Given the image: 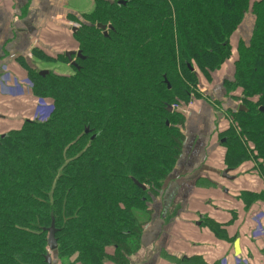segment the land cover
I'll list each match as a JSON object with an SVG mask.
<instances>
[{"label":"trees","instance_id":"16d2710c","mask_svg":"<svg viewBox=\"0 0 264 264\" xmlns=\"http://www.w3.org/2000/svg\"><path fill=\"white\" fill-rule=\"evenodd\" d=\"M92 2L68 16L72 62L32 51L74 74L18 59L52 109L0 136V264H131L184 148L186 116L168 107L200 99V78L229 61L223 87L237 108L225 114V168L250 162L264 179V0ZM250 196L264 203V191Z\"/></svg>","mask_w":264,"mask_h":264},{"label":"crops","instance_id":"0c3cea01","mask_svg":"<svg viewBox=\"0 0 264 264\" xmlns=\"http://www.w3.org/2000/svg\"><path fill=\"white\" fill-rule=\"evenodd\" d=\"M77 13L86 12L73 0H0V136L34 115L38 98L24 64L40 66L35 47L76 50V22L68 16ZM232 76L229 61L212 82L200 78L201 98L186 115L183 152L150 203L151 221L131 264H264V203L250 196L264 191V179L250 162L225 169L226 140L216 130L222 119L229 127L225 114L237 106L223 87ZM226 170L233 179L223 176Z\"/></svg>","mask_w":264,"mask_h":264},{"label":"rangeland","instance_id":"374dc122","mask_svg":"<svg viewBox=\"0 0 264 264\" xmlns=\"http://www.w3.org/2000/svg\"><path fill=\"white\" fill-rule=\"evenodd\" d=\"M73 4L77 8H79L80 10L85 11L86 13H90V12L93 11V2H92V0H73ZM250 19L251 18L249 17L247 19L246 24H245L244 33L247 34V35H248V32H249V27L252 24ZM74 26H77V23H75ZM74 30H72V31L74 32ZM42 49L47 51V52H49V53H51V55L60 54V55L64 56V54L67 52V51H64V47H61L60 50L57 51V52L48 51L45 48H42ZM74 51L76 52L77 50L74 49ZM59 52H61V53H59ZM36 68L39 69L40 71H45L46 70V71H49V72H56V73L61 74V75H71V74L75 73V69L73 67H70L69 65L66 66L65 64H62V63H57V64H42L41 63L40 66L36 67ZM239 105H241L240 102H239ZM49 107H50V104H48L44 99H42V100L39 99L37 101V107L35 108L34 115L32 117H30V119H28V120H38V119H40L39 117H41V116H40L39 112L42 111L41 109H45V111H46ZM192 107H194V106H192ZM51 109H52V107H51ZM240 109L243 110L242 108H240ZM234 110H236V109H234ZM222 121H223V119L220 121L221 123H219V125L216 126L217 133H219V132L223 133L226 129H228V128L224 127ZM221 135H224V133L221 134ZM222 137H224V136H222ZM53 260H56V257L54 255H53ZM57 264H58V262H57Z\"/></svg>","mask_w":264,"mask_h":264},{"label":"water","instance_id":"95a60500","mask_svg":"<svg viewBox=\"0 0 264 264\" xmlns=\"http://www.w3.org/2000/svg\"><path fill=\"white\" fill-rule=\"evenodd\" d=\"M97 27L100 28V29H102V30H106V27L103 26V25H101V24H98ZM73 55H75L74 52H66L65 53V56L67 57V59L69 60V62H72L73 61V59H72ZM77 57H81V53L80 52H77ZM72 65L75 66V63L73 62ZM41 74H44V72H41ZM240 108H242L244 110L243 107H240ZM168 110L170 112L173 111L172 107H168ZM259 110L261 112H264V107H261ZM228 172H229V170L224 171L223 176L226 177L227 179H233V177H231V176L228 175ZM49 232H50L49 238H48L49 249H50V251H54V250L57 249V240L55 239V230H54V227L53 226L49 230ZM47 262H48V264H53V261H52L51 257H49V256L47 257Z\"/></svg>","mask_w":264,"mask_h":264},{"label":"built area","instance_id":"2783aa9c","mask_svg":"<svg viewBox=\"0 0 264 264\" xmlns=\"http://www.w3.org/2000/svg\"><path fill=\"white\" fill-rule=\"evenodd\" d=\"M31 85V83H29ZM193 103H189L187 106H179V105H173V109L181 111L183 114L187 115L190 113L191 109H192ZM42 111L39 112L40 113V120H46L48 115H49V110L47 109L45 111V109H41Z\"/></svg>","mask_w":264,"mask_h":264}]
</instances>
